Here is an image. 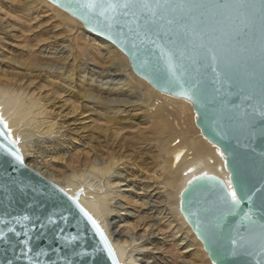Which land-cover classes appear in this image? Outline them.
<instances>
[{
    "label": "water",
    "instance_id": "95a60500",
    "mask_svg": "<svg viewBox=\"0 0 264 264\" xmlns=\"http://www.w3.org/2000/svg\"><path fill=\"white\" fill-rule=\"evenodd\" d=\"M49 1L77 18L93 35L116 45L129 59L133 72L153 88L188 100L177 94L181 90L178 85L170 83L168 53H172L177 74L187 84L193 79L200 81L195 100L188 101L203 136L220 148L229 177L225 180L207 173L192 177L180 193V210L214 264H256L257 260L264 264L259 239L243 220L250 211L254 219L261 215L260 193L253 197L254 203L244 200L236 209L221 199L232 188L239 194L241 187L247 192L254 186H264V139L258 133L250 135L247 125L251 121L245 115V110L252 111L250 105L256 106L264 90L258 35L253 37L254 30L245 29L249 39L240 44L213 41L216 61L200 48L202 42H207L206 28H219L224 33L234 27L243 28L241 21L251 10L230 8L224 13L228 19L218 25L216 20L223 17L206 10L189 12L169 7L150 17L139 9H120L113 19L111 12L101 16L100 9L84 7L87 0ZM249 95L252 100L247 99ZM3 130L8 140L0 136V144L17 151L23 164L0 150V230L7 236L0 241V264H114L104 241L84 215L86 211L97 221L80 203L83 190L69 194L29 166L18 141L8 128ZM9 140L15 145H9ZM232 212L235 214H229ZM97 223L121 264L108 235ZM9 228L15 232H9Z\"/></svg>",
    "mask_w": 264,
    "mask_h": 264
},
{
    "label": "rangeland",
    "instance_id": "374dc122",
    "mask_svg": "<svg viewBox=\"0 0 264 264\" xmlns=\"http://www.w3.org/2000/svg\"><path fill=\"white\" fill-rule=\"evenodd\" d=\"M32 5L33 0H0V78L26 86L30 92L41 96L48 104V110L56 116L57 124L63 126L60 134H67L66 138L72 139L74 144L53 153L43 148L40 139L41 142L39 140L33 147L40 152L29 158L31 167L58 175V170L84 166L89 158L109 161L113 156L123 157L124 164L119 167L126 168L125 180L116 186L125 190V195L118 192L113 204L117 207L124 204L122 208L133 209L135 216H131L129 222H139V225H132L131 229L125 219L126 210H115L111 214L113 226L128 239L133 235L139 238L136 244L149 237L147 240L152 242L149 249L153 250L154 256L150 260L155 264H202L191 251L177 245L178 239L185 234L177 231L175 221L168 216L170 209L165 197L168 189L160 183V171L156 168L161 160L158 143L162 130L155 105L133 96L130 99L133 104L125 111H112L113 106L107 103L110 97H105V93L102 102L91 103L84 99V95L91 94L112 78L132 73L129 75L136 81L138 76L129 66L120 69L115 64L118 59H108L105 50L110 45L86 32L79 21L56 9L34 6L29 10ZM113 48L118 50L119 59L127 58L116 45ZM41 67L59 69L63 75L58 76ZM69 74L74 75L69 77ZM85 77L89 80L84 81ZM139 85V94H146V89L148 92L154 90L150 84ZM155 103L161 104V101ZM172 105L166 103L162 107L166 108V117L174 129L188 127L180 109ZM106 114L111 115V119ZM54 131L58 132V129ZM56 135L59 137V133ZM128 163L134 166L130 167ZM148 174L153 177L147 178ZM147 180L153 181V186L145 191L147 183L144 185V181ZM129 181L133 183L128 185ZM130 188L135 189V194ZM145 195L149 200L146 203L143 202ZM169 204L171 206L170 199ZM143 256L139 255L140 258ZM136 263L143 262L137 260Z\"/></svg>",
    "mask_w": 264,
    "mask_h": 264
},
{
    "label": "bare ground",
    "instance_id": "6f19581e",
    "mask_svg": "<svg viewBox=\"0 0 264 264\" xmlns=\"http://www.w3.org/2000/svg\"><path fill=\"white\" fill-rule=\"evenodd\" d=\"M34 6H39V8L45 7L49 10L56 9L58 12L67 14L68 18L72 17L74 21L75 19L79 21L49 0H33V5L29 10ZM80 26H82L81 22ZM85 31L89 32L86 29ZM95 37L104 43H108L107 45H110L105 50L108 59L112 61L118 59L115 64L120 67V69L126 66L131 67L129 59L118 58L119 52L113 48L114 45L111 44L112 42L110 43L109 40L102 39L98 36ZM41 69H47L49 72L58 76L63 75L58 71L59 69L54 70L48 67H41ZM74 74H69V77H72ZM129 74L132 75V73ZM129 74L122 75L120 78L114 80H112V78L106 81L98 86V88H95V91L91 94L84 95V99L91 103L102 102V95L105 93V97H110L107 103L113 106L111 108L112 111L116 109L118 111H125L133 104V101L130 100L133 96H135L134 98L139 96L140 100H144L153 106L155 105V112L160 117L159 125L162 130V135L158 143L159 157H161V160L157 162L158 167H156L160 171L158 179L160 180L161 178L160 183H163L164 187L168 189V192L165 191L167 192L165 197H167V208L168 210L170 209L168 212L169 219L175 221L178 232L183 231L185 234L184 237L178 239L177 245L191 251L192 255L197 257L202 264H214L205 251L202 242L193 232L180 210V193L192 177L201 173L218 175L228 180L229 174L225 168L222 152L218 146L211 143L201 133L200 128L196 125V113H194L195 111L192 104L188 100L174 97L155 88L149 92L146 89V94H139V92H137L138 89H140L139 84L144 83V85L149 86L150 83L138 75L139 80L135 81ZM46 78L48 79V77ZM88 80L89 79L86 77L84 78V81ZM133 90H135V92H133ZM155 101H161V104L155 103ZM166 103L167 105L173 104L172 106H177L180 109L179 113L187 120L188 127H183V129L180 130L174 129L173 123L166 117V108L162 107V105ZM106 116L111 119V115L106 114ZM0 117H2L7 124L11 136L18 141L24 159L30 166H32V164L29 158L33 157V153L38 154L40 152V149L35 151L33 148L38 145L40 139L42 140L43 148H47L50 152L53 151V153H57L60 148L64 149L65 147H70L71 143L74 144L72 139L66 138L67 134H60V130L63 126L57 124L56 116L48 110V104L41 96H38L34 92H30V89L26 86L10 81L7 82L2 78H0ZM55 129H58V132L54 131ZM55 132L59 133V137ZM55 135L57 136L56 139ZM32 148L34 152H32ZM122 158L123 157L120 156H113L109 161H104L99 158L91 160L89 158L90 160L88 159L84 166L58 170L60 171L58 175L46 173V171L44 172L40 168L36 169L44 176L60 185L69 194L74 195L78 189L83 190L79 198L80 203L100 223L108 235L121 264H137V260H141L143 262L142 264H155L150 260L154 258V256L153 250L149 249V245L152 243L150 240H147L149 237L145 238L141 244H136L139 238L133 235L129 240L128 237H125V234H122L120 230H117V228L113 226L114 221L111 214L115 210L117 212L126 210L125 219H128V222L131 216H135L133 215V209L122 208L124 204H122L121 207H117L113 204L114 199L119 194L123 193V196L125 195V190H122L121 187H117L118 185L116 186L118 182L125 180L123 173L126 171V168L124 167V169L122 167L123 169H120L119 167L124 164ZM128 166L131 167L134 165L128 163ZM148 177L153 176L148 174L147 178ZM132 183L133 181L128 185ZM145 183H147V185H145ZM144 185L146 186L144 189L147 191V189L152 188L153 181H144ZM130 191L135 194L134 188H130ZM144 198L146 199L143 200V202L146 203L149 201L147 195H145ZM169 199L171 200V206L169 204ZM139 219L141 220V218ZM136 223L129 222V227L132 225L133 227H135V225L138 226L139 222ZM141 254H144L142 258L139 257Z\"/></svg>",
    "mask_w": 264,
    "mask_h": 264
},
{
    "label": "snow or ice",
    "instance_id": "6c2138e0",
    "mask_svg": "<svg viewBox=\"0 0 264 264\" xmlns=\"http://www.w3.org/2000/svg\"><path fill=\"white\" fill-rule=\"evenodd\" d=\"M84 7L90 10L100 9L99 14L101 16L111 12L114 14L112 17L113 19H115V15L120 14V9H139L141 12L148 13L150 17L156 16L161 9H167L169 7H173L174 9L181 11L186 10L189 12L206 10L209 12H214L223 17V19L216 20L218 25L223 24L224 20L228 19L227 17H224V13L230 8L240 7L246 10H251L245 12V17L241 21V23L244 24L243 28L234 27L228 33H224L219 28H206L204 30V35L207 36V42H202L200 44V48L204 49L205 56H210L213 61H216L218 59V55L217 50L211 46L213 41L222 42L228 45L240 44L242 40L249 39V31H245V29H251L254 30L253 37L258 35L259 57L261 65L264 67V0H175V2L174 0H87V2L84 4ZM125 14L133 16L137 15L136 12H126ZM201 14H203V12ZM169 23H171V21H169ZM217 31H220L221 35H215ZM244 50L247 51V48ZM168 60V70L172 77L170 83L173 86L178 85L181 89L177 94L186 97L188 100H195L196 93L200 89V81L193 79L190 85L187 84V82L183 80L182 76L177 74V66L172 60V53H168ZM226 67H228V65H226ZM247 99L252 100L253 96L249 95ZM249 107H252V111L249 113L247 110H245V115L248 116L251 121L247 125L250 129V135H256L258 133L259 136L264 139V90L261 91L256 106L253 107L250 105ZM0 123L3 124V128H0V136L4 137L5 140H8V136L3 130L7 129L8 126L6 123H3L2 117H0ZM15 143V141L9 140V145H15ZM0 150L11 157H14L16 161L23 164V157L17 151L13 150L12 147L5 144H0ZM261 155L264 156V151L261 152ZM212 179L215 180L216 178L213 177ZM219 183L223 184L222 181ZM257 192L260 193L258 207L261 211V215L254 219L253 214L250 211L244 214L243 220L248 221L249 231L254 232L258 237L261 254H264V186H254L247 192L243 187H241L239 189V194L236 188H232L231 191L229 193H225L221 199L232 209H236L240 207L244 200H247V202L250 204L254 203L253 197ZM81 210L83 211V209ZM229 214L234 215L235 213L232 212ZM84 215L88 218L93 227H95L101 239L104 241L105 247L108 248L109 255L113 257L114 264H118V262L115 260L113 250L108 244L107 238L104 236V233L97 221L93 219L92 216L86 211L84 212ZM25 219H27V217H25ZM219 226L220 225L218 224L217 227ZM8 231L15 232V229L9 228ZM6 239V234L3 230H0V241ZM71 239L75 240L76 237H72ZM232 242L236 243L235 240ZM254 242L255 241H253V243ZM234 254L235 253H233V255ZM8 264H11V262H8ZM256 264H261V262L257 260Z\"/></svg>",
    "mask_w": 264,
    "mask_h": 264
}]
</instances>
